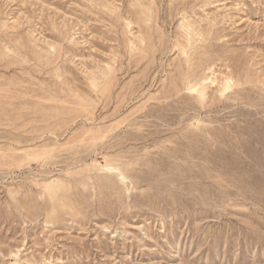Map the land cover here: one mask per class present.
I'll return each instance as SVG.
<instances>
[{"label":"rangeland","instance_id":"374dc122","mask_svg":"<svg viewBox=\"0 0 264 264\" xmlns=\"http://www.w3.org/2000/svg\"><path fill=\"white\" fill-rule=\"evenodd\" d=\"M0 264H264V0H0Z\"/></svg>","mask_w":264,"mask_h":264}]
</instances>
